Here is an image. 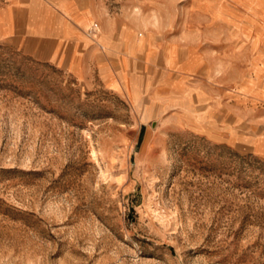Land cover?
<instances>
[{"label": "rangeland", "instance_id": "obj_1", "mask_svg": "<svg viewBox=\"0 0 264 264\" xmlns=\"http://www.w3.org/2000/svg\"><path fill=\"white\" fill-rule=\"evenodd\" d=\"M95 5L158 56L115 91L0 42V264H264V0Z\"/></svg>", "mask_w": 264, "mask_h": 264}, {"label": "crops", "instance_id": "obj_2", "mask_svg": "<svg viewBox=\"0 0 264 264\" xmlns=\"http://www.w3.org/2000/svg\"><path fill=\"white\" fill-rule=\"evenodd\" d=\"M100 18L95 0H0V42L12 44L33 57L55 65L81 84H91L96 70L106 87L122 91L117 71L123 59L135 66L138 64L136 59L140 57L145 62V51L151 45L144 41L133 54H129L127 48L135 43L133 40L136 37L123 26L113 28L105 19L99 31L95 29L89 34L93 21ZM151 51L153 59L148 65L154 63L158 56L155 48L151 47ZM185 62L176 58L175 54L171 64L165 60L167 67L174 68L176 76L162 84L160 89L167 90L168 97L154 98V109L156 106L158 110H163L166 103L168 106L181 103V97L189 89L187 77L193 71L191 66L192 69L185 70L188 75L180 74L179 68L182 69ZM102 70L116 76L119 87L107 83ZM177 79L182 82L179 88L172 86ZM203 97L206 98L204 93Z\"/></svg>", "mask_w": 264, "mask_h": 264}, {"label": "built area", "instance_id": "obj_3", "mask_svg": "<svg viewBox=\"0 0 264 264\" xmlns=\"http://www.w3.org/2000/svg\"><path fill=\"white\" fill-rule=\"evenodd\" d=\"M95 29H97L96 24L92 25V27L89 29V34L92 33Z\"/></svg>", "mask_w": 264, "mask_h": 264}]
</instances>
